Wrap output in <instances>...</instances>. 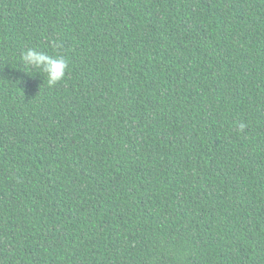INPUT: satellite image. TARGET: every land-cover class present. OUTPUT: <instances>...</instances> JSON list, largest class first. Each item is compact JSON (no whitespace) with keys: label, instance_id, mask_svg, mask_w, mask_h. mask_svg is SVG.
Wrapping results in <instances>:
<instances>
[{"label":"trees","instance_id":"16d2710c","mask_svg":"<svg viewBox=\"0 0 264 264\" xmlns=\"http://www.w3.org/2000/svg\"><path fill=\"white\" fill-rule=\"evenodd\" d=\"M0 264H264V0H0Z\"/></svg>","mask_w":264,"mask_h":264},{"label":"clouds","instance_id":"9594fccd","mask_svg":"<svg viewBox=\"0 0 264 264\" xmlns=\"http://www.w3.org/2000/svg\"><path fill=\"white\" fill-rule=\"evenodd\" d=\"M22 59L26 65L42 70L47 75L49 86H54L64 79L68 69L66 57L57 56L54 58L34 48L24 51L22 53ZM241 128H243V125H241Z\"/></svg>","mask_w":264,"mask_h":264}]
</instances>
